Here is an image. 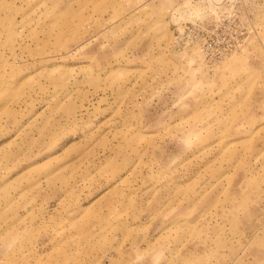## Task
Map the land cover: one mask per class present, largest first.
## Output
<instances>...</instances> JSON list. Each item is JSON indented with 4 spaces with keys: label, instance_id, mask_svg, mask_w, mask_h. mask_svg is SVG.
Returning a JSON list of instances; mask_svg holds the SVG:
<instances>
[{
    "label": "rangeland",
    "instance_id": "374dc122",
    "mask_svg": "<svg viewBox=\"0 0 264 264\" xmlns=\"http://www.w3.org/2000/svg\"><path fill=\"white\" fill-rule=\"evenodd\" d=\"M0 264H264V0H0Z\"/></svg>",
    "mask_w": 264,
    "mask_h": 264
}]
</instances>
